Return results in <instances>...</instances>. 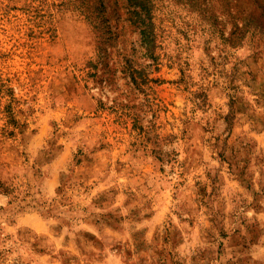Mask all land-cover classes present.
Returning <instances> with one entry per match:
<instances>
[{
  "label": "rangeland",
  "instance_id": "obj_1",
  "mask_svg": "<svg viewBox=\"0 0 264 264\" xmlns=\"http://www.w3.org/2000/svg\"><path fill=\"white\" fill-rule=\"evenodd\" d=\"M94 1L0 0V264H264V0Z\"/></svg>",
  "mask_w": 264,
  "mask_h": 264
},
{
  "label": "trees",
  "instance_id": "obj_2",
  "mask_svg": "<svg viewBox=\"0 0 264 264\" xmlns=\"http://www.w3.org/2000/svg\"><path fill=\"white\" fill-rule=\"evenodd\" d=\"M113 1V6H115L116 11L118 12L119 8H118V2L117 0H112ZM104 4L102 0H95L94 1V5L93 8L94 10H98L99 8H103ZM143 8V10L145 11L146 15L148 16L150 14V12L148 10H145V7L141 6ZM150 18V17H149ZM92 21V20H90ZM150 25L152 26L151 22ZM148 26L147 30H143V35H145V43L147 46V51L151 52V42L149 41V37H151V33L150 31L152 30V27Z\"/></svg>",
  "mask_w": 264,
  "mask_h": 264
}]
</instances>
